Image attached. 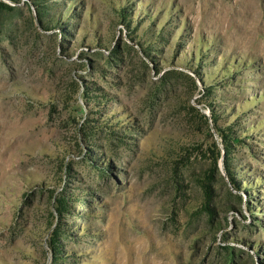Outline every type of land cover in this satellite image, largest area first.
<instances>
[{
	"label": "rangeland",
	"instance_id": "1",
	"mask_svg": "<svg viewBox=\"0 0 264 264\" xmlns=\"http://www.w3.org/2000/svg\"><path fill=\"white\" fill-rule=\"evenodd\" d=\"M55 233L57 264H264V0H0V264Z\"/></svg>",
	"mask_w": 264,
	"mask_h": 264
},
{
	"label": "trees",
	"instance_id": "2",
	"mask_svg": "<svg viewBox=\"0 0 264 264\" xmlns=\"http://www.w3.org/2000/svg\"><path fill=\"white\" fill-rule=\"evenodd\" d=\"M211 119H212L211 122H212L213 126L215 127V130H216V132L218 134V137L220 138V140L222 142V146H223V150H224V155L226 156L225 157V160H226V158L231 153L230 149L232 147V144H231V141L230 140H232V138L234 137V133L232 132V130H218L216 128L217 115H216L215 111H213V110H212ZM218 157H219V155H218ZM213 164L215 166L217 165V159H216V157L214 158ZM224 165L226 167L225 169H226V171L228 173V176H230L229 163L228 162H224ZM231 179L233 181V178L232 177H231ZM201 187L204 190L203 193L205 194V198H207V204H206V209L207 210L206 211L208 213H214V211H213L214 209H212V207L208 204L209 203L208 201L210 200V192H211V188L212 187H211L210 183L204 182V181H202ZM61 197H62V199H60L59 200V203H58L59 204V206H58V213L59 214L68 212V210L70 208L69 207L70 206L69 203L66 200H64V199H66V196L64 194L62 196V194H61ZM53 237L54 238H52V240L50 241V250H51L52 255H53L52 256L53 257L52 262H53V264H57L58 259L62 258L61 257L62 251H61V247H59V245H58V241H59L57 239L58 238V233H55L53 235Z\"/></svg>",
	"mask_w": 264,
	"mask_h": 264
}]
</instances>
